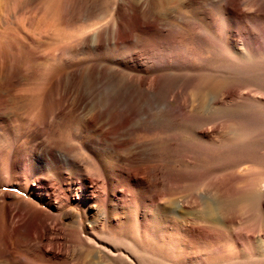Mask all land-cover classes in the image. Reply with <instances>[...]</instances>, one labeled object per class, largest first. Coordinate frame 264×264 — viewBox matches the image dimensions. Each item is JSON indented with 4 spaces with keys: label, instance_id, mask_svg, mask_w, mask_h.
<instances>
[{
    "label": "rangeland",
    "instance_id": "374dc122",
    "mask_svg": "<svg viewBox=\"0 0 264 264\" xmlns=\"http://www.w3.org/2000/svg\"><path fill=\"white\" fill-rule=\"evenodd\" d=\"M243 1L0 0V116L87 155L76 177L94 178L106 197L49 207L1 184L0 198L49 211L19 239L16 264H264V206L226 223L220 198L243 178L264 192V138L251 125L264 118L241 113L264 99V68L239 55L261 59L243 32L264 31V20L256 27L225 15L229 4L242 16ZM211 50L198 72L183 60ZM209 66L222 68L210 74L228 94L195 95ZM218 97L237 106L217 110Z\"/></svg>",
    "mask_w": 264,
    "mask_h": 264
},
{
    "label": "bare ground",
    "instance_id": "6f19581e",
    "mask_svg": "<svg viewBox=\"0 0 264 264\" xmlns=\"http://www.w3.org/2000/svg\"><path fill=\"white\" fill-rule=\"evenodd\" d=\"M241 6L246 9L242 16L239 17L236 15V11H234L235 8L229 6V4L226 6L225 15L230 16L231 14L232 16H235L236 20H239L242 23L246 24L247 22H252L256 27H259V23L264 20V0H244L241 3ZM227 18L225 16L223 20L226 25L229 24ZM262 24L263 23H261V25ZM227 27L229 28V30H226L228 31L227 38L230 40L236 34V32L231 26ZM106 30L108 33H110L113 32L114 28L109 26L106 28ZM103 34L104 31L98 29L95 32V37L97 39L103 38ZM243 34L246 36L245 43H247L249 40L254 41L258 44L257 46H259L257 49H260L262 53L261 59L256 60L251 52L247 51V53H245L246 51H240L241 54L239 53V55L241 59L244 60V66L247 68H264V31L259 29L256 32L249 29L247 33L243 32ZM204 40L207 39L204 38ZM213 43L216 44L215 47L218 46L215 41ZM194 52L196 51H193V56L196 58L198 63H194L196 61L192 63V60H183L192 64L193 71L198 72L197 68L212 58L210 57L212 50L210 52L204 51L202 53ZM206 69L207 73L209 74H204L202 76L200 75L201 80L199 79L200 81L196 85L197 91L195 90V95L197 92L201 95H204L207 92L212 91H222L223 95L228 94L225 91V86L222 83L216 81L210 74L215 72L217 69L222 68H213L212 66H209ZM155 87H157V85H155ZM155 91L156 89L154 92ZM27 96L29 98L33 97L32 94ZM254 102H258V105L252 102H246L243 104L241 107V113L250 117L264 118V99H256ZM214 105L217 106V110H231L237 106H225L219 97L215 100ZM30 108L32 110L34 109V107L32 108L31 105ZM251 125L254 128L256 137L258 139H263L264 126H259L256 123H252ZM230 130L235 132L237 130V126L232 125ZM65 150L66 149H61L60 147L56 146L51 147L48 145V143L46 144L44 141H41V138H38L35 132L32 130L31 125L19 124L16 119L12 121L5 120L4 116L1 115L0 186L1 184H6L12 185L14 187H22L24 191L33 195H37L39 201L48 203L49 207L53 206V203H55L57 200L60 201L59 204L61 207H66L67 205H70L72 199L79 198L76 206L81 208L83 207L81 199L85 198L87 195L90 197H95V195L98 194V198L104 200L106 197L95 190L94 178L89 177L87 180L85 177L87 180L85 181L83 180L84 177L82 175L76 177L78 171L80 170V163L82 161H88L89 158L87 155H85L83 160L80 155L73 156ZM92 160L90 163H94ZM6 164L8 166V171H6L4 168ZM67 172L70 173L71 177H68ZM50 174L52 176H49ZM241 181V185H238V187L232 189V192H230L231 188H229L230 194L227 192V195L223 191V193L220 194V198L222 200L221 202L224 206L222 219L226 223H230L232 220L234 221L235 218L239 216L241 219L247 218H242V216H245L251 207L253 208L255 206L257 208L258 206H264V192H255V190H253L251 187L250 180L247 178H243ZM102 185L103 186L101 187L103 189L107 187V183H104V181L102 182ZM262 185L264 188V182ZM33 186H35L34 191L32 190ZM35 191H38V194H36ZM61 195H63V197H61ZM9 196L10 195L5 194L4 197L0 198V264H16V246L19 243V239L22 237L26 238L31 234L30 230L35 224L33 219L38 218L43 214H49V211L42 209L41 206L38 207L36 205L37 203L33 202V200L30 198H22L20 200L13 201ZM240 201L242 203L239 206H236L235 203ZM43 250L44 256L49 255L51 252V250L47 251L46 248ZM3 257H6L4 262L3 260L1 261Z\"/></svg>",
    "mask_w": 264,
    "mask_h": 264
}]
</instances>
